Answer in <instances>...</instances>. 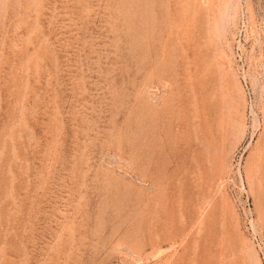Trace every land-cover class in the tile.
I'll use <instances>...</instances> for the list:
<instances>
[{"label":"rangeland","instance_id":"374dc122","mask_svg":"<svg viewBox=\"0 0 264 264\" xmlns=\"http://www.w3.org/2000/svg\"><path fill=\"white\" fill-rule=\"evenodd\" d=\"M0 264H264V0H0Z\"/></svg>","mask_w":264,"mask_h":264},{"label":"bare ground","instance_id":"6f19581e","mask_svg":"<svg viewBox=\"0 0 264 264\" xmlns=\"http://www.w3.org/2000/svg\"><path fill=\"white\" fill-rule=\"evenodd\" d=\"M113 156V155H112Z\"/></svg>","mask_w":264,"mask_h":264}]
</instances>
